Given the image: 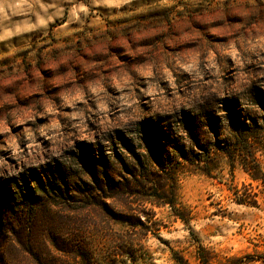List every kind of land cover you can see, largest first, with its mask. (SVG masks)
Instances as JSON below:
<instances>
[{
  "label": "rangeland",
  "instance_id": "374dc122",
  "mask_svg": "<svg viewBox=\"0 0 264 264\" xmlns=\"http://www.w3.org/2000/svg\"><path fill=\"white\" fill-rule=\"evenodd\" d=\"M125 75L131 92L110 86ZM100 77L106 108L87 92L61 107ZM0 121V192L17 195L0 264H46L53 235L98 251L126 236L151 257L138 264H264V177L246 171L264 169V0H0ZM45 126L34 144L23 132ZM46 177H71L68 194L40 192Z\"/></svg>",
  "mask_w": 264,
  "mask_h": 264
},
{
  "label": "trees",
  "instance_id": "16d2710c",
  "mask_svg": "<svg viewBox=\"0 0 264 264\" xmlns=\"http://www.w3.org/2000/svg\"><path fill=\"white\" fill-rule=\"evenodd\" d=\"M242 126V128L246 130L247 125L243 123ZM154 164L158 168H162V164L158 161V158L154 159ZM246 171L250 173L251 177H264V169L262 167L252 168L251 165L247 163ZM141 179L142 181H140ZM140 180L136 178L138 183L135 184V188L143 189L148 183L153 185H156L157 183L156 177H140ZM72 182L71 177H46V183L40 181L38 188L40 192L48 193V191H51L53 194H58L64 198L65 194H68L69 185ZM99 182L102 183V180ZM105 185H107L110 192H114L115 187L111 186L109 181H107ZM101 188L102 187H98L99 190L103 191ZM128 188L129 187L126 186L127 190H129ZM161 188L164 187L162 186ZM137 190L133 192L134 195L139 193ZM8 192L9 191L6 190L0 192L2 194H0V217H2V210H5L17 200L15 192ZM110 197L112 196L110 195ZM38 200L39 203H41L42 199L39 198ZM164 202L170 204V206H174L173 201H167V199H164ZM109 216L114 223L127 227L130 230H136L139 227H142L145 231L151 229L149 225H147V222H150L151 217H145L146 221H143L142 214L139 213H109ZM0 219L2 220V218ZM50 240L53 250L57 255H54V257H52V259L46 264H138L141 260L145 262L151 259L149 254L142 255L140 252V246L135 243L134 240L128 239L126 236L118 237L114 243H109L107 248L105 250L102 249L101 251H98L91 243L74 244L69 241L60 240V237H55L54 235ZM172 258L175 264H189L184 257H180L179 255H174ZM206 263L207 262L203 261V264ZM146 264L148 263L146 262Z\"/></svg>",
  "mask_w": 264,
  "mask_h": 264
},
{
  "label": "clouds",
  "instance_id": "9594fccd",
  "mask_svg": "<svg viewBox=\"0 0 264 264\" xmlns=\"http://www.w3.org/2000/svg\"><path fill=\"white\" fill-rule=\"evenodd\" d=\"M7 7V5H6ZM111 81V85L110 86H115L118 90L123 89L125 87H127L129 89V92H131V88H132V84L130 79L127 77V75L117 78L115 76L113 77H109L108 78ZM104 81H105V77H100L99 79L90 82L88 84L85 85V87L83 89L77 88L74 89L71 95V99L68 98V96H62L61 99L63 101V103L61 104V107L63 106H68V107H72L75 108V103H73V101H83L84 95L85 93H89L90 95L88 96L89 99L94 100V102H96L98 104V106L101 109L106 108V102L110 101V98L107 97V94L104 92ZM159 85L156 84L155 82L150 86V90L148 93L146 94H151L152 90L158 89ZM123 100H127L128 97H123ZM135 101L133 100V103ZM43 103V107L45 109V111L47 112H52L55 111V106L53 104H51V102L45 100L42 102ZM87 108V103L85 102V108H81V109H76L70 116L71 119H79L81 121V123H83V119H84V111ZM37 115H43L44 113H36ZM11 115L14 117L13 119V123H17V122H23V119L17 115V113L15 111H13L11 113ZM31 118V117H29ZM0 123L4 124V131H7V123L4 121H0ZM56 125H51L50 127H55ZM48 130V126L45 127H36L35 129L32 128H25L23 130L25 136L27 137L28 141L32 144L35 143V134H38L41 137L45 136L46 131ZM46 138H50V137H46ZM5 143L7 144L8 149H11L13 157L18 161V162H23V163H36L38 161H27L25 158V154L21 153L20 149L18 148L17 144H16V137H12L9 136ZM36 147L38 148L39 146L36 145ZM6 150L4 148H0V151ZM0 163H3L2 159H0ZM5 167H7L5 165ZM13 175H15V172H12Z\"/></svg>",
  "mask_w": 264,
  "mask_h": 264
}]
</instances>
